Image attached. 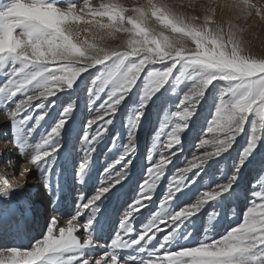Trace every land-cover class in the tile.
Masks as SVG:
<instances>
[{"label": "snow or ice", "instance_id": "snow-or-ice-1", "mask_svg": "<svg viewBox=\"0 0 264 264\" xmlns=\"http://www.w3.org/2000/svg\"><path fill=\"white\" fill-rule=\"evenodd\" d=\"M217 9L228 18L226 29L216 21ZM204 12L203 22L197 23L199 16H186L169 0H147L133 7L123 0H101L98 4H93L92 0H65L63 5L60 0H0V40L4 41L0 46V77L4 78L0 85V112L10 118L17 135L23 131L25 139H30L45 120L47 112L38 114V110L44 107L46 100L73 88L85 73L93 69L98 73L90 90L94 97L92 103L105 95L106 98L96 110L95 118L88 121L83 136L81 183L84 181L82 173L91 163L95 143L108 131L119 106L143 75L149 79L140 111L131 122L134 128L143 119L144 109L152 97L170 80H175L177 87L186 80L193 82L175 114L166 116L160 127L154 144L159 158L149 155L151 166L145 182L122 218L121 231L109 246L110 251L98 258L87 253L89 249L102 247L93 239L91 231L98 212L95 206L125 178L123 174L131 166L128 158L135 153L134 134L124 153L105 169L104 186L91 197L81 196L77 215L65 219L54 213L46 235L31 250L0 251V264H122L117 252L134 248L137 252L143 251L123 264H264V255H257L264 253V176L253 186V199L240 226L220 239L206 237L195 246H182L177 250L170 247L185 219L198 213L207 202L216 200L222 192L232 189L258 140L264 139V56L251 53L255 28L264 29V3L212 0ZM151 18L161 26L160 31L152 27ZM121 32L126 34L125 42L112 46L110 41ZM188 40L194 48L185 46ZM156 65L164 67L156 68ZM218 82L222 83L219 103L195 146L192 159L187 160V166L177 169L160 203L161 211L134 239H129L136 232L133 228L136 214L148 207L173 157L183 151L180 146L188 121L207 90L219 86ZM18 94L21 98L14 100ZM35 101L40 103L34 104ZM34 108L37 111H33ZM71 111L69 107L64 115ZM64 125L65 120L61 119L35 148L27 144L21 148L19 142L13 143L12 147L18 149L25 163L31 166L22 168L20 177L30 178L29 174L36 171L45 187H50L56 155L62 147L60 137ZM246 132L250 137L249 147L241 154L229 182L204 192L190 207L171 215L164 214L188 174L200 169L208 160L229 152L237 138ZM13 165L14 161L9 160L4 166ZM22 186L19 179L12 183L11 177L0 174V197L7 198ZM18 209L19 205L8 209L7 213L0 210V223L5 215L14 217ZM77 232L80 236L75 234ZM160 232L164 235L157 239Z\"/></svg>", "mask_w": 264, "mask_h": 264}, {"label": "bare ground", "instance_id": "bare-ground-1", "mask_svg": "<svg viewBox=\"0 0 264 264\" xmlns=\"http://www.w3.org/2000/svg\"><path fill=\"white\" fill-rule=\"evenodd\" d=\"M148 79L149 78H147V81ZM81 82L82 80L78 83ZM160 91L156 94V96L160 94ZM85 99L86 96L83 94L76 99L73 98L72 96H66V97L59 96L50 105H48V102L45 101L44 107L38 110V114H43L44 112H47L45 120L36 130L37 133L41 132L40 141L43 138V136L49 133L61 119L65 120V125L64 128L61 130L60 144L62 140H65L66 137L65 134L69 133V131H71L72 134L74 135V133L76 132L75 128H79L84 121H86L88 118L90 119L89 110L85 114H82V116L80 115L78 117L74 115L75 114L74 109L78 108V106L77 108H75L76 107L75 105L81 102L82 106H84L83 104ZM92 101L93 100H89V102ZM160 101L161 103L164 102V100L162 99ZM39 103L40 102L38 101L34 102V104H39ZM64 103H66L65 107H63L64 105L62 106V104ZM69 107L72 108V111L70 112L71 114L69 113L67 116H65L64 113L67 111ZM199 110L200 108H197V111ZM33 111H37V110L34 108ZM157 112L158 109L154 111V116L158 115ZM193 124L194 123L192 122V125ZM153 126H154L153 123H151L149 128L148 126H146L144 134L150 133ZM111 134H113L112 129H109L105 133L106 135L105 139L107 136H110ZM122 136L123 133L119 131V133L115 135L111 143V146L109 145L110 147L104 144L105 142L104 140H103L104 142L101 141L95 147V151L92 154L91 163L82 173L84 178L87 179V183L89 182L88 184H85L83 186L79 180V174L81 170V160L83 156L81 154L83 152L82 149L84 147L83 139H82L80 142L81 145L78 147L75 156L72 157V155L70 154V156H68L66 159H63L59 164L55 163L54 175L52 177L51 185L50 187H45V184L41 182L39 172L33 171L32 173L29 174L30 178H28L27 176L24 177L19 176L20 170L22 168L31 167V166L25 163V158L19 155V150L12 147V145L13 143L19 142L21 148H23L25 147V144L21 143L19 138L16 136L14 126L10 121L9 117L5 113L0 112V154H3L2 156H0V174H5L7 177H11L12 183H16L17 179H19V182L23 184V186L20 189H17L14 192L10 193L9 197L7 198L0 197V205L3 202L2 204H4L5 206L7 207L10 206L13 207L14 209L17 208V206L19 205V208H22V210L21 209L20 210L23 212L24 217L28 220L30 225H32V229H33L32 230L33 234H31L32 237L30 238V242L26 243L25 241L26 235L25 234L22 235V232L17 231V233L16 232L9 233L5 229H1L0 226V251H4L5 247L6 248L9 246L11 247L10 244L11 241L8 240L10 237H12V239H15L16 244L20 243L19 240L22 239L23 242L19 244L22 247L19 249L20 251L31 250L34 244L39 239H41L38 238V235H34V233L39 234L40 227H44L46 229L48 222L50 221L54 213L65 219H71L73 216L77 215L79 211L78 206L81 202L80 199L81 196L91 197L98 191V189L104 186L103 182L105 180V174L103 172L102 173L98 172V169L103 167V171H104L108 164H112L114 162L113 161L114 159L113 155L115 154L114 152L117 151L121 152L123 148L122 140H120L122 139ZM39 142H37L36 145H38ZM185 145L186 146L188 145V148L189 146L193 147V141H191V139L188 138V136L183 138L182 147ZM32 148H35V146H32ZM192 154L188 159L186 155H181V154H179L177 157H173L174 161L171 165H175L177 163L181 165L183 164L185 165L187 163V160L192 159ZM225 154L224 157H226V159L224 161H219L220 158L218 160L216 159L208 160L210 161V163L208 161L205 163V166L202 168L203 169L202 172H204L205 169L207 168L211 169V171H215L214 169L218 168L223 172L224 169H226L233 162L231 161V158L226 156ZM9 160L14 161V165L5 167L4 166L5 163ZM256 163L258 162H254L252 164L250 163L249 166L252 165V169H255V167L257 166H255L254 164ZM75 164L78 165L77 168H75ZM171 165L168 166V168L165 171V174L163 175L159 184L157 185V189L155 190V195L153 200L149 203L148 207H146L141 213L136 214L137 217L135 223L133 224V228L136 229V232L132 233L129 239H134L136 235L142 230V228L152 220V218L156 215V213L161 211L160 203L162 199L165 197V195L168 193L173 178V174L176 173L175 172L171 174L172 173ZM149 167H150L149 162L146 163L143 160L138 165H135L134 163V165L132 166V170L136 173L137 172L139 173L140 175L139 181L141 180L142 183L145 182L146 173ZM213 174L214 173H210L208 178L206 177L202 180L204 187H210L212 183L211 179ZM135 175L132 174L133 177H135ZM197 177L195 178L197 179ZM216 178L222 179L223 177H221V175H218L216 176ZM140 190H141V185H139V182L132 186L128 185L115 198H112L113 196L111 197V195H114V191H113L111 194L108 193L110 194V196L106 194V196L97 203L95 207L100 209L97 212V216L99 220L104 218L102 219L103 224H101L100 228H97L95 227V225L92 224L91 231L93 233V239L96 241L98 245H102V247L89 249L87 250L88 254L97 256L95 258H98L99 256L111 250L109 246L113 243L116 235L121 231L120 230L121 220L127 213L129 205L132 204L137 199ZM191 193L182 194L179 190L175 191L173 199L171 200L167 208L164 210V214L171 215L177 211L182 210L185 207H190L193 204H195L202 196L195 194L196 198L191 200L193 196L195 197V195ZM240 202L241 201H237V202L228 201V203L225 204L224 201H219L217 199L207 202L200 209L198 213L183 221L180 231L176 235L175 239L172 241L170 247L173 250H177L182 246H195L196 244L204 240L206 237L209 239L222 238V236L225 235L229 230H231V227L236 225L238 220L240 219L239 214H237L239 213L238 208H240V204H239ZM47 203L50 204L51 207L46 208L45 205ZM3 210H5V207L2 209V211ZM103 210L105 211L104 213H102ZM29 213L32 214L29 215ZM161 227L163 228L164 226L161 225ZM167 231H171V229H167ZM189 233L191 235L188 237V239H185L184 237ZM75 234L77 236H80L81 233L77 232ZM163 235L164 232L158 233L157 239H159ZM153 244H156V242L153 241ZM149 247H151V245H149ZM142 251L143 250L141 249L140 252H137L135 248L132 249L131 251L120 250L117 252V255L123 264V262L126 259L134 258L140 255Z\"/></svg>", "mask_w": 264, "mask_h": 264}, {"label": "rangeland", "instance_id": "rangeland-1", "mask_svg": "<svg viewBox=\"0 0 264 264\" xmlns=\"http://www.w3.org/2000/svg\"><path fill=\"white\" fill-rule=\"evenodd\" d=\"M64 2L65 0H60L61 5H63ZM100 2L101 0H92L93 4H98ZM123 2L129 7H133L141 2L146 3L147 0H123ZM169 3L173 7H175L179 12L185 14L186 16H189V17L193 15L199 16L200 19L197 21V23H202L204 15H205L204 8L211 6L212 0H169ZM253 3H257V4L264 3V0H253ZM215 18H216L217 23L223 24L225 29L227 28L228 18L226 15H224L221 12V10L219 9L216 10ZM150 24L157 31L161 30V26L156 22L155 18H151ZM80 27L83 28L85 26L81 25ZM165 34L174 35L169 32H165ZM252 36H253V39H252L251 53L258 57L264 56V29H261L260 27L255 28ZM125 39H126L125 33H122V32L117 33L115 38L111 40L110 43L112 46H118V45L123 44L125 42ZM185 46L188 48L195 47V45L190 40L185 41ZM155 67L163 68L164 65H156ZM91 71L92 72L85 73L82 77H80L79 80L74 84L73 88L66 89L63 92L58 93L57 96L46 100V102H48V105H50L59 96L61 97L72 96L73 98L76 99L80 95L84 94L86 96V99L84 100V104H83L84 106H82L81 102L75 105L76 106L75 108H77V106L78 108L74 109L75 110L74 115L79 117L80 115L82 116V114H85L89 110L90 119L88 118L86 121H84L79 128H75L76 132L74 133V135L72 134L71 131H69V133H66L67 135L65 134L66 136L65 140L61 141L62 147L60 148V151L56 155V159H55L56 164H59L63 159H66L68 156H70V154L72 155V157L75 156V154L77 153L78 147L81 145L80 142L83 139L84 133L87 130L88 121L91 120V118H95L97 114L96 110L99 108V105L102 103V100L106 98V95H105V97H103L101 100H97L95 104H93L92 102H89V100L94 99V97L90 94V90L93 88V81L96 80L97 75H98L95 69ZM174 75H175V72H174ZM147 78H149L147 75H143L141 79L138 81L135 88L128 94L127 98L119 106V109L113 118L112 124L108 127V130L112 129L113 134H111L110 136H107L106 139H105L106 135L104 134V136L99 141H97L94 145V148H95L101 141L104 140L105 142L104 141L103 142L105 145L111 146V143L115 135L119 133L120 131L123 133L122 139L120 140H122L123 148H126V146L129 144L130 137L134 134L135 140L133 141V143L135 145V153L134 155L128 158L131 161L132 166L134 165V163L135 165H138L142 160L148 163L149 155H153L154 159L159 158V150H154V144L156 143V137L160 130V127L165 122L166 116L170 117L175 114V112L177 111V105L179 104L183 95L187 91H189L191 87H193V82L189 80H186L185 82L181 83L178 87L176 85L175 80H170L168 84H166L163 88H161V91L159 94L160 96L154 95L152 97L151 101L148 103L147 107L144 109L143 119L140 120L139 125L135 126L134 128V125L131 122L135 120V117L140 111V106L143 103V96H144V91H145L146 84H147ZM81 80L82 82L78 83ZM3 83H4V78L0 77V85H2ZM221 87H222V83H219V86L210 87L207 90L204 98L199 103L200 106H198V108H200V110L199 111L196 110L197 113L195 112L192 118L188 121V128H187V131L182 136V141L184 137L188 136V138H190L191 141H193V147L189 146L188 148V145L187 146L185 145L183 147L180 146L183 148V151H181L180 154L186 155L187 159L195 151V146L200 142L201 138L203 137V134L207 127L208 122L214 117L217 105L219 103V94H220ZM20 98L21 97L18 94L17 97L13 99L19 100ZM161 99L164 100L163 103H161L160 101ZM62 106L65 107L66 103L62 104ZM8 107L11 108L12 105L9 103ZM157 109H158V112H157L158 115L154 116V111ZM192 122L194 123L193 125H192ZM151 123H153L154 125L151 132L144 134L146 126H148L149 128ZM16 136L19 138L21 143H24L27 145L32 144L31 146H36L37 142L40 141L41 132L40 133L35 132L31 136V138L27 140L25 139V134L23 131L19 134V136L17 134ZM163 139L164 138L162 137V140ZM249 144H250V137H249V134L246 132L244 135L237 138V142L233 145L232 149H230L229 152L225 154L226 156L230 157L231 161L233 162L226 169H224L223 172L219 170L217 167H216L217 169H214L215 171H211V169L207 168L205 169L204 172H202L203 171L202 168L205 166L204 164L200 169L193 170L192 173L188 174L185 182L182 185H180L179 191L182 194H185V193L190 194L192 192L191 194H194V195L198 194L201 196L207 190H211V189L216 188L219 185H224L228 183L234 173L236 166L239 164L241 154L246 148L249 147ZM123 148L121 152L120 151H117L118 153L114 152L116 155L115 154L113 155L114 156L113 161L117 160L124 153L125 149ZM174 150L175 148L169 151H174ZM202 151L203 150H200V152ZM200 152H197V154H200ZM165 154L167 155L168 153H165ZM81 155H83V152ZM215 159L216 160L219 159V161H224L226 157H224V154H223L221 157H217ZM208 162L210 163V161ZM254 162H258L254 164L257 167H255V169H252V165L251 166L249 165L250 163L252 164ZM109 165L110 164H108L107 167ZM77 166L78 165L75 164V168H77ZM132 166H130L127 169V172L123 174L125 176L123 181L120 184H117L114 188H112V191L109 192L111 194L114 191V195H111V197L113 196L112 198H115L117 195H119L128 185L132 186L138 182H139V185L143 184L141 180L139 181V177H140L139 173L134 172L132 170ZM149 166H151L150 163H149ZM171 166H172L171 174H173L177 171V169L186 166V164L181 165L177 163ZM98 172L100 173L103 172L105 174V170L103 171V167L98 169ZM131 172L133 175H135L136 173L135 177L132 176ZM210 173H214L211 179L212 183L210 187H204L202 180L206 177L208 178ZM175 174H173V176ZM217 174L221 175V177L223 178L217 179L216 178V176H218ZM262 176H264V139L258 140L255 148L253 149L252 153L248 157L244 167L241 169V172L239 174V179L236 182V184L233 185L232 189L228 191V193L222 192V194L217 198V200L219 201H224L225 204H227L228 201H231V202L241 201L239 203L240 208H238L239 213H237L239 214L240 219L238 220L236 225L231 227V229L238 227V225L240 226V224L242 223L243 217L247 211V208L250 205L251 200L253 199V192L255 191L253 186L257 184V181ZM195 177H197V179ZM88 183H87V179L84 178V181L81 184L84 186L85 184H88ZM110 194L108 195L110 196ZM195 198H196V195L195 197L193 196L191 200ZM2 203L0 205V210H2L5 207V210H3L5 213H7L8 209H14L13 207L5 206ZM45 207L49 208L51 206L50 204L47 203ZM20 209L22 210V208H19L16 211L15 216L12 218H9L7 215H5L4 221L3 223H0V226H1V229H5L9 233H15V232L17 233V231L22 232V235L24 234L26 235L25 236L26 240L25 239L23 240H25L27 243V242H30V238L32 237L31 234H33L32 233L33 229H32V225H30V223L24 217L23 212ZM97 209L98 211L100 210L99 208ZM104 212L105 211L103 210L102 213ZM31 214L32 213H29V215ZM102 219L99 220L97 213H96L95 220H94L95 222L93 223V225H95V227L97 228H100L101 224H103ZM46 231H47V228L45 229L44 227H40L39 234L34 233V235H38V238H43V236L46 235ZM8 240L11 241L10 243L11 247L10 246L7 248L5 247L4 250H9V249L19 250L20 248H22L21 245H19L21 244V242H23L22 239L19 240L20 243L18 244L15 243L16 241L15 239H12V237H10ZM257 255H264V253L258 252Z\"/></svg>", "mask_w": 264, "mask_h": 264}, {"label": "clouds", "instance_id": "clouds-1", "mask_svg": "<svg viewBox=\"0 0 264 264\" xmlns=\"http://www.w3.org/2000/svg\"><path fill=\"white\" fill-rule=\"evenodd\" d=\"M4 41L0 40V46H3Z\"/></svg>", "mask_w": 264, "mask_h": 264}]
</instances>
